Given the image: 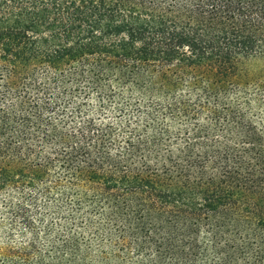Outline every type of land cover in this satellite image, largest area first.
Listing matches in <instances>:
<instances>
[{
  "label": "trees",
  "instance_id": "16d2710c",
  "mask_svg": "<svg viewBox=\"0 0 264 264\" xmlns=\"http://www.w3.org/2000/svg\"><path fill=\"white\" fill-rule=\"evenodd\" d=\"M0 264H264V0H0Z\"/></svg>",
  "mask_w": 264,
  "mask_h": 264
}]
</instances>
